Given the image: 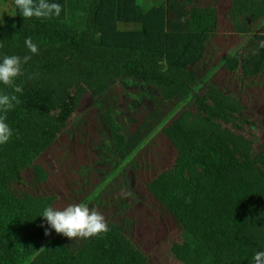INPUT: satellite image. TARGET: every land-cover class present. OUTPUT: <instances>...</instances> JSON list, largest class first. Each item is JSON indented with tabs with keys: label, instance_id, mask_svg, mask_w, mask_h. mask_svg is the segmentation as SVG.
Segmentation results:
<instances>
[{
	"label": "trees",
	"instance_id": "trees-1",
	"mask_svg": "<svg viewBox=\"0 0 264 264\" xmlns=\"http://www.w3.org/2000/svg\"><path fill=\"white\" fill-rule=\"evenodd\" d=\"M199 1L165 0L145 12L142 0H56L64 10L50 19L23 18L15 7L0 27V63L11 55L31 60L15 81L23 87L20 103L6 113L13 135L0 144V264H149L122 224L108 223V232L87 239L57 234L41 217L56 198L20 187L28 170L35 189L47 181L36 162L86 98L101 112L121 162L178 109L162 130L173 163L148 184L180 233L171 254L178 264H255L264 251V106L251 117L240 93L195 72L218 27L217 6ZM233 12L263 22L264 0H233ZM262 28H240L248 36L224 64L242 90L264 76V49L253 55ZM29 37L38 54L25 46ZM120 83L157 95L131 136L108 101ZM11 93L0 83V94Z\"/></svg>",
	"mask_w": 264,
	"mask_h": 264
},
{
	"label": "rangeland",
	"instance_id": "rangeland-1",
	"mask_svg": "<svg viewBox=\"0 0 264 264\" xmlns=\"http://www.w3.org/2000/svg\"><path fill=\"white\" fill-rule=\"evenodd\" d=\"M13 1L0 0V27L11 13ZM212 3L218 9V27L208 42L204 59L194 70L224 89L240 93L249 115L254 117L264 106V76L242 90L238 77L227 72L224 64L248 36L242 35L240 28L257 34L262 32L264 21L255 23L241 12L234 13L233 0L199 1L202 6ZM111 96L108 101L128 136L145 121L152 100L157 97L126 83L118 84ZM177 113L178 109L128 160L121 162L112 150L101 112L86 98L67 130L36 162L47 172V181L35 189L28 170L20 187L56 198L57 209L81 203L95 208L107 224L124 225L127 236L149 257V264H178L170 251L172 244L180 240L178 228L148 190V184L173 163L174 151L162 130ZM122 190L133 195L122 198Z\"/></svg>",
	"mask_w": 264,
	"mask_h": 264
},
{
	"label": "clouds",
	"instance_id": "clouds-1",
	"mask_svg": "<svg viewBox=\"0 0 264 264\" xmlns=\"http://www.w3.org/2000/svg\"><path fill=\"white\" fill-rule=\"evenodd\" d=\"M15 7L23 18H58L63 12V6L56 0H14ZM183 22V21H182ZM25 46L32 54H38L39 48L31 37L25 41ZM264 49V40L258 42L253 55ZM31 60V56L25 55L23 58L16 55L5 56L0 63V83L12 89L11 94H0V144H6L13 135L10 126L5 122L6 113L20 103L16 93H22L23 87L15 81L24 75L23 65ZM31 79V77H29ZM133 194L128 191H121L120 196L127 199ZM41 217L47 222L50 229L57 234L75 240L77 238L87 239L98 236L109 231L105 217L95 208H90L86 204L68 205L63 209L46 207ZM43 227V225H41ZM45 236L50 235L48 228L45 229ZM255 264H264V251L256 252Z\"/></svg>",
	"mask_w": 264,
	"mask_h": 264
},
{
	"label": "crops",
	"instance_id": "crops-1",
	"mask_svg": "<svg viewBox=\"0 0 264 264\" xmlns=\"http://www.w3.org/2000/svg\"><path fill=\"white\" fill-rule=\"evenodd\" d=\"M142 1H143L142 6H143V9L145 12L150 11L153 7H158V6H161L165 3V0H142ZM11 8H12L11 13L8 14L6 19L8 17H14L16 15L14 1L11 3ZM6 19H5V21H6Z\"/></svg>",
	"mask_w": 264,
	"mask_h": 264
}]
</instances>
